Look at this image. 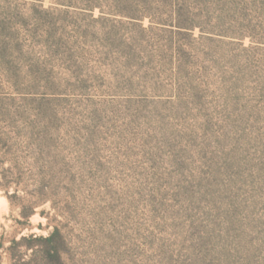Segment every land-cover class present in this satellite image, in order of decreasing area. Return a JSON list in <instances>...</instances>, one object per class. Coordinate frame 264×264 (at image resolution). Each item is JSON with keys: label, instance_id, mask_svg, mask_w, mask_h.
I'll return each mask as SVG.
<instances>
[{"label": "rangeland", "instance_id": "1", "mask_svg": "<svg viewBox=\"0 0 264 264\" xmlns=\"http://www.w3.org/2000/svg\"><path fill=\"white\" fill-rule=\"evenodd\" d=\"M0 161V264H264V0H0Z\"/></svg>", "mask_w": 264, "mask_h": 264}, {"label": "trees", "instance_id": "2", "mask_svg": "<svg viewBox=\"0 0 264 264\" xmlns=\"http://www.w3.org/2000/svg\"><path fill=\"white\" fill-rule=\"evenodd\" d=\"M3 165V162L0 161V170ZM9 177L6 175L5 170L0 171V189L1 190H7L9 188ZM9 200H12L11 197H8ZM12 202V201H11ZM39 204V203H38ZM35 206H37V203L32 206H25L20 204L19 207L21 208V216L23 218H30L35 213ZM31 241H39L41 242V251H38L39 253H42L44 256V259L48 264H63L62 259V248L61 244L64 243V237L60 231V229L55 228L54 231L50 234L48 237L43 236H37V235H30L28 237H22L19 241L14 240L13 241V247H22L24 243L31 242ZM27 249L36 250V245L28 244ZM40 248V247H39Z\"/></svg>", "mask_w": 264, "mask_h": 264}]
</instances>
